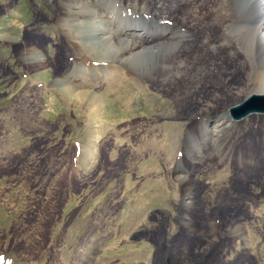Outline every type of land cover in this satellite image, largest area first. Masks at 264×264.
Here are the masks:
<instances>
[{
	"label": "rangeland",
	"instance_id": "rangeland-1",
	"mask_svg": "<svg viewBox=\"0 0 264 264\" xmlns=\"http://www.w3.org/2000/svg\"><path fill=\"white\" fill-rule=\"evenodd\" d=\"M188 1L0 0V264H186L173 245L187 240L190 188L196 203L264 197V113L229 117L264 94L246 96L256 28L224 30L250 9L217 0L214 26L195 29ZM170 23L194 35L177 57L148 49ZM250 220L222 264L242 242L264 264L263 224Z\"/></svg>",
	"mask_w": 264,
	"mask_h": 264
},
{
	"label": "flooded vegetation",
	"instance_id": "flooded-vegetation-1",
	"mask_svg": "<svg viewBox=\"0 0 264 264\" xmlns=\"http://www.w3.org/2000/svg\"><path fill=\"white\" fill-rule=\"evenodd\" d=\"M193 190V188L189 189L191 194L187 195L183 204L184 219H186L183 228L186 231L184 234L187 240L181 245L177 243L173 245L178 250V254L183 251L182 249H186V264H204L206 260L212 261L209 264H222L224 254L222 248L227 245L226 241L233 244L236 239L245 234L244 220L251 221L250 219L258 217L262 221L261 231L264 233V216L255 214L250 209L251 205L257 207L262 203L264 197L253 198L254 193H252L247 198H242L244 200L241 204L234 198L229 200L223 197L216 198L214 202L204 193L200 201L196 203L192 194ZM259 193H264V188H261ZM249 245L242 242V249L231 264L257 263V257ZM185 246L187 247L182 248ZM198 249H202V252L198 253Z\"/></svg>",
	"mask_w": 264,
	"mask_h": 264
},
{
	"label": "bare ground",
	"instance_id": "bare-ground-1",
	"mask_svg": "<svg viewBox=\"0 0 264 264\" xmlns=\"http://www.w3.org/2000/svg\"><path fill=\"white\" fill-rule=\"evenodd\" d=\"M216 1L217 0H198V1L190 2V3L188 1L186 7H188L187 8L188 13L192 14L191 15L192 18H189V19H191L190 21L187 18L188 19L187 21H189L188 27H189V25L191 28H195V29L200 27V26L206 27V28L213 27L214 24L212 25V20H210L211 17L207 16L205 9L208 8V9L212 10L214 13H216L215 9L218 7V5L214 4V3H216ZM244 5L246 8L250 9V13H249L250 16L249 17L248 16L242 17L243 19H235L230 24V26H224V30H228L229 27H233V26L234 27L248 28V27H251L252 24L257 30V34H256V37L254 39V42H255V51L254 52L258 56L259 61L261 62V69L257 72L258 82L251 89H249V91L246 94V96H248V95L255 93V92L264 93V38H263V36H264V34H263V29H264V0H245ZM254 5H256V7L258 8L257 14H256L255 10H251L252 6H254ZM184 20L186 22V18ZM169 27H170V37L167 38L166 40L165 39L161 40L159 37H156V40L152 41L155 43V45H152V46L150 45L148 49H156V48L160 49L163 46L171 47V54L174 55V57H177L178 52L182 48V46L186 45L187 44L186 42H189L190 40H192L194 38V35L190 29H187L188 27L185 29H182L179 26H177L176 24H171V23L169 24ZM134 33L135 34L132 33L130 35H136L137 40H141L139 35L142 37L144 35V37H145V33L142 30H140V33H139V30L136 29ZM180 33H183L184 36H181ZM126 37L132 40L131 36L127 35ZM151 39H153V38L151 37ZM204 40L210 45L209 51L215 52V50H217L219 48L218 46H214L215 42H212L214 40V35H212L211 32H207L205 34ZM199 56H201V55H199ZM220 61H221V59H220ZM250 87H251V85L249 86V88ZM111 93H112L111 91H110V93H107L106 95H109L107 97H111V95H112ZM128 98H129L128 102H130L131 97L128 96ZM116 99L122 105L128 104L126 93L124 94L120 89L116 91ZM132 100H133V98H132ZM110 104H111V102L107 101V105H110ZM118 112H120L119 108H118ZM216 129H218V125H215L214 127H211V128L206 126L205 132L208 133L207 131H211L212 133H215L214 130L217 131Z\"/></svg>",
	"mask_w": 264,
	"mask_h": 264
},
{
	"label": "water",
	"instance_id": "water-1",
	"mask_svg": "<svg viewBox=\"0 0 264 264\" xmlns=\"http://www.w3.org/2000/svg\"><path fill=\"white\" fill-rule=\"evenodd\" d=\"M230 113L232 121H241L252 114L264 113V94L249 96L242 104L231 108Z\"/></svg>",
	"mask_w": 264,
	"mask_h": 264
}]
</instances>
